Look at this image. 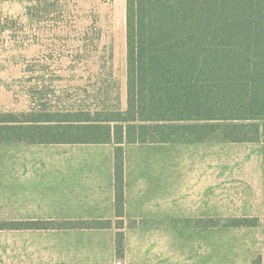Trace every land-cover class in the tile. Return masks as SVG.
Instances as JSON below:
<instances>
[{
	"label": "rangeland",
	"instance_id": "1",
	"mask_svg": "<svg viewBox=\"0 0 264 264\" xmlns=\"http://www.w3.org/2000/svg\"><path fill=\"white\" fill-rule=\"evenodd\" d=\"M104 106L127 109L126 0H0V119L22 124ZM127 160L171 173L176 216L171 232L149 233L155 256L264 264L263 140L180 134L170 144L128 146Z\"/></svg>",
	"mask_w": 264,
	"mask_h": 264
},
{
	"label": "trees",
	"instance_id": "2",
	"mask_svg": "<svg viewBox=\"0 0 264 264\" xmlns=\"http://www.w3.org/2000/svg\"><path fill=\"white\" fill-rule=\"evenodd\" d=\"M126 44L125 111L104 106L22 124L0 119V144H115L118 259L125 242L124 144H170L180 134L264 141V0H126ZM112 226L0 222V231Z\"/></svg>",
	"mask_w": 264,
	"mask_h": 264
},
{
	"label": "crops",
	"instance_id": "3",
	"mask_svg": "<svg viewBox=\"0 0 264 264\" xmlns=\"http://www.w3.org/2000/svg\"><path fill=\"white\" fill-rule=\"evenodd\" d=\"M134 145L159 144H124L125 242L118 259L114 143L0 144V222L113 223L108 229L1 230L0 264H173L170 255L150 252L149 236L172 230L171 173L166 164H131L127 149Z\"/></svg>",
	"mask_w": 264,
	"mask_h": 264
},
{
	"label": "built area",
	"instance_id": "4",
	"mask_svg": "<svg viewBox=\"0 0 264 264\" xmlns=\"http://www.w3.org/2000/svg\"><path fill=\"white\" fill-rule=\"evenodd\" d=\"M117 264H122L120 261H118V263Z\"/></svg>",
	"mask_w": 264,
	"mask_h": 264
}]
</instances>
